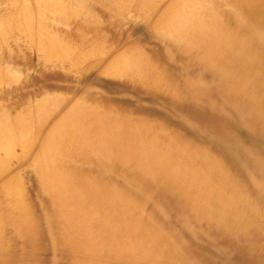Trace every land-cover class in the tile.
<instances>
[{"label":"bare ground","instance_id":"obj_1","mask_svg":"<svg viewBox=\"0 0 264 264\" xmlns=\"http://www.w3.org/2000/svg\"><path fill=\"white\" fill-rule=\"evenodd\" d=\"M65 1L0 0V264H264V0Z\"/></svg>","mask_w":264,"mask_h":264},{"label":"rangeland","instance_id":"obj_2","mask_svg":"<svg viewBox=\"0 0 264 264\" xmlns=\"http://www.w3.org/2000/svg\"><path fill=\"white\" fill-rule=\"evenodd\" d=\"M90 1V0H87ZM66 5H70L71 4V0H66L65 1ZM61 23H55L53 25V28L56 30V32H58V34H60L59 31V26ZM83 31V30H82ZM90 29H88V27L86 26L84 28L83 32H88L89 33ZM87 33V34H88ZM110 39L107 40L106 42H102L101 44H98L97 48H100L102 46L103 49H105L106 51L111 50V46H110ZM173 56L171 57V60H169V58H167V56L163 55V53L157 51L153 54H149L146 55V58L150 60V58L156 63L159 62H165L167 60V62L173 63L172 64V69H168L169 74L172 75H179V78H175V83L173 82L171 84L174 85V90L175 91H179L180 93H184L185 94V85L187 83L185 77H186V72H184V74L180 73L181 70H184L187 68V70L191 69V63L192 61H190L189 59H184V55L183 58L179 55V52H175V50L173 49ZM189 75L191 78L194 76L192 75V71H190ZM168 76V75H167ZM205 80V79H204ZM196 84H203L206 85L207 87L211 84L208 83L207 80L205 81H196ZM208 83V85H207ZM36 86H38V84H36ZM214 89V87H211ZM48 92L49 93H58L55 92L54 89L51 87L48 88ZM215 90H211L209 92V90H202L200 89V94L196 95V99L193 101H198V102H202L205 103V105H203V107H205L204 109H207V99H214L215 97ZM217 91V90H216ZM194 93V91H193ZM191 93V94H193ZM190 95V94H189ZM217 96V94H216ZM190 100V99H189ZM126 101H130L131 105L130 107L134 110L139 109L140 107L142 108L143 106L146 105V101H136V97L132 98V100L130 99H126ZM185 99H182V102H184ZM191 101V100H190ZM153 106L155 107H151L156 114H153L160 122H162V124H164L169 130L171 131H175L176 133H182L185 134L186 136H189L191 138H198L199 140H201L203 142V144L208 145V142H217L219 141V139H221V137L223 136L222 134L224 133V131H219L217 132L215 129L209 127L207 124H205L204 122L200 121L199 119H195L194 117H192L193 115H190L184 111H181L177 108L179 107H166L163 105H160L158 103H153ZM213 111L215 113H219L221 119H227L224 115V112L220 109H213ZM125 112H128L127 110ZM129 114H131L130 112H128ZM140 116L146 118L145 120L147 121L149 118L147 115H143L142 112H140L139 114ZM223 115V116H222ZM193 129V130H191ZM181 134V135H182ZM138 212H136L134 214V218L135 220H140L143 224H145L148 227H152L153 229H157V227H153V226H158L159 223H161L162 220V216H164L163 214L158 213V211H154V212H149L148 210H146L145 208L142 211L137 210ZM166 215L170 214V210H168L166 212V209H164ZM164 213V214H165ZM124 234V233H123ZM52 254V250H46V251H42L38 254V256L41 258L43 256H48ZM53 260V259H52ZM55 260H57V258H55ZM32 262H36V263H41L42 259H35V260H30ZM58 261V260H57ZM56 261V263H57ZM143 262V260H142ZM131 264V263H130Z\"/></svg>","mask_w":264,"mask_h":264}]
</instances>
